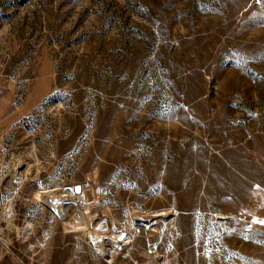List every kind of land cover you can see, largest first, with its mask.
Here are the masks:
<instances>
[{"label": "rangeland", "instance_id": "obj_1", "mask_svg": "<svg viewBox=\"0 0 264 264\" xmlns=\"http://www.w3.org/2000/svg\"><path fill=\"white\" fill-rule=\"evenodd\" d=\"M135 181L144 208L180 212L164 257L123 253ZM81 183L108 223L94 241L47 204ZM252 220L264 221V5L0 0V264H264Z\"/></svg>", "mask_w": 264, "mask_h": 264}, {"label": "flooded vegetation", "instance_id": "obj_2", "mask_svg": "<svg viewBox=\"0 0 264 264\" xmlns=\"http://www.w3.org/2000/svg\"><path fill=\"white\" fill-rule=\"evenodd\" d=\"M137 186L135 189L125 188L123 192V234L128 235L132 240L123 246V253L128 245L136 251L135 254L139 257H152L151 249L156 248L158 256H165L167 246L170 244V239L174 237L176 229L173 227L177 214H174V209L168 206L144 208V187L142 181H135ZM76 188V187H75ZM77 191V190H76ZM197 202V199H195ZM163 211V212H162ZM196 212V211H195ZM162 213V214H161ZM186 215V221L180 231L184 239L192 238L191 215L195 214L193 210L187 209L182 211ZM252 216V214H249ZM229 217H218L217 219H227ZM255 223L254 220L251 221ZM253 226V225H252ZM179 238L181 236H178ZM218 239V238H217ZM190 242V241H189ZM193 243L189 244V247ZM158 246V247H157ZM201 248L202 247L201 245ZM205 253L203 250L201 251ZM209 257V254H208Z\"/></svg>", "mask_w": 264, "mask_h": 264}, {"label": "bare ground", "instance_id": "obj_3", "mask_svg": "<svg viewBox=\"0 0 264 264\" xmlns=\"http://www.w3.org/2000/svg\"><path fill=\"white\" fill-rule=\"evenodd\" d=\"M16 172V171H15ZM13 172V178L15 177ZM15 179V178H14ZM10 184V183H9ZM80 191H76L77 184H73L70 187H66L61 191V194L54 190L49 191L50 201L47 202L48 206L55 212V214L61 216V222L65 229H70L74 233H84L85 237H88L91 241H94L98 236L103 235L108 228L107 220L104 218L94 217L89 213V206L100 203V198L93 184H79ZM72 208L77 212L69 216L68 212ZM13 208H10V212ZM163 212V211H162ZM177 214V211H173ZM70 213V212H69ZM162 214V213H161ZM222 213L218 214V217H224ZM10 217L12 214L10 213ZM31 227V224L27 226ZM109 232V231H108ZM110 241L112 242L111 238ZM158 247V246H157ZM151 252L154 257L157 258L158 252L156 248H152Z\"/></svg>", "mask_w": 264, "mask_h": 264}, {"label": "snow or ice", "instance_id": "obj_4", "mask_svg": "<svg viewBox=\"0 0 264 264\" xmlns=\"http://www.w3.org/2000/svg\"><path fill=\"white\" fill-rule=\"evenodd\" d=\"M255 2L257 3V4H262V5H264V0H255ZM78 190V189H77ZM254 222H259V223H261V224H264V221H254ZM121 239H123V237H121Z\"/></svg>", "mask_w": 264, "mask_h": 264}, {"label": "water", "instance_id": "obj_5", "mask_svg": "<svg viewBox=\"0 0 264 264\" xmlns=\"http://www.w3.org/2000/svg\"><path fill=\"white\" fill-rule=\"evenodd\" d=\"M77 189H78V190H77ZM76 190H77V191H80V190H81L80 185H77V186H76Z\"/></svg>", "mask_w": 264, "mask_h": 264}, {"label": "built area", "instance_id": "obj_6", "mask_svg": "<svg viewBox=\"0 0 264 264\" xmlns=\"http://www.w3.org/2000/svg\"><path fill=\"white\" fill-rule=\"evenodd\" d=\"M77 185H79V184H77Z\"/></svg>", "mask_w": 264, "mask_h": 264}]
</instances>
